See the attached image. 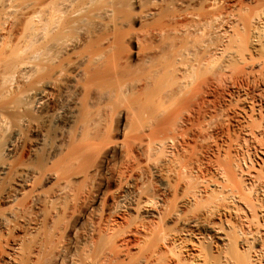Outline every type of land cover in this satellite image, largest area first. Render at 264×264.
<instances>
[{
	"label": "bare ground",
	"instance_id": "6f19581e",
	"mask_svg": "<svg viewBox=\"0 0 264 264\" xmlns=\"http://www.w3.org/2000/svg\"><path fill=\"white\" fill-rule=\"evenodd\" d=\"M257 1L256 11L254 9L250 15L246 12V15L242 8L224 6V0H0V256L6 258L7 264H16L20 256L39 260V256L43 253L44 256L48 255L49 252L50 255H46L48 258L55 257L57 252L60 257L59 251L62 249L57 251L56 247L62 246L61 243L57 244L60 242L59 231L64 225L62 221L66 222L64 218L74 212L78 204L80 188L76 186V178L94 177V172L99 171L97 167L101 165L100 160L108 157L107 151L111 148L113 153L120 155V160L117 159L119 163H114L115 169L111 172L123 181L121 184L118 181L120 186L113 201L114 211L125 200L134 204H131V208L137 218L153 217L159 219L161 224L168 213L171 215L168 217L175 221L173 228L166 226L163 229L161 224L159 230L157 222L158 228L155 222L150 226L145 222L139 224L144 231L147 230L141 233L145 234L144 246L141 245L145 250L135 254L140 255L136 260L132 258L134 254L130 253L133 264H162V260L164 264H264V229H261L263 226L259 228L258 224L259 216H264V209L259 211V204L255 203L257 194L264 192L258 187L264 181V159L257 158L254 162L255 158L248 157L250 161L246 164L245 158L244 167L237 164L239 168L234 162L228 161V157L223 161L217 159V163L214 162L218 165L216 171L220 181L215 182L213 179L216 184L214 186L211 183L212 189L208 186L209 182H204V185L199 183L198 177L197 180L194 176L187 177L192 162L188 161L189 157L188 160L184 159L189 153L187 146L192 147L196 143L187 145L193 140L186 143L184 139L192 129L198 128L196 122L202 121V115L208 114L207 110L211 112L210 108L206 109L213 101L207 98L208 93L223 84L228 72L237 78V82L238 79L242 80L241 77L251 80L261 76V69L256 72L254 65L249 66L248 62H252L255 57H262L264 53V27L258 25L264 21V0ZM176 3L179 8L173 6L174 10L172 5ZM182 19L184 22H180ZM137 23L140 29L136 28ZM224 27L228 33L227 41L224 40L226 44L221 43L218 35ZM165 37H174L178 42H167ZM206 37L210 38L208 42ZM154 39H164L166 47L170 48L165 54H160L162 58L157 53L155 43V47L151 44ZM133 44L136 45L134 52L130 49ZM200 68L208 69L209 75L199 78ZM195 73L198 77H195ZM166 77L174 78L175 82L172 80V84L167 79L165 82ZM163 83L171 88L165 87ZM261 108L263 113L257 110L259 122L250 117L251 124L247 123L248 127L241 125L248 137L246 140L242 136L246 141L243 139L244 143L240 142L243 147L250 142L258 144L264 136V106ZM204 120L206 123V118ZM237 142L235 144L239 145ZM260 148L262 151H258L264 156V149ZM181 153L185 155L184 158ZM226 155L229 156L228 153ZM255 165L259 168L255 169ZM235 166L239 170H235ZM165 169L170 173L166 180L163 176L168 187L171 186L169 182L172 176L179 181L175 183L176 190L183 186V205L190 204L191 208L192 205L195 208L207 199L209 206L207 196L211 201L214 200L213 204L210 202L212 205L206 207L204 201L205 208L199 206L200 209H195V212L191 209L193 213L189 212L190 215L186 216L177 206L174 208L176 200L175 203L171 201L173 205L170 207L173 206V209L169 207V212L164 207L166 200L159 203L147 195L144 197L141 189L137 188L139 173L141 178L142 173L146 177L151 174L160 176L165 173ZM189 178L190 182L192 178L195 181L188 183ZM47 185L52 186L48 188ZM210 193H214L215 198L212 199ZM231 202L239 212L247 213V220L248 214L251 216L250 221L257 218V226L254 221L248 223L256 228L253 226L245 230L243 226L247 224H234L235 227L231 224L235 233L232 236V229H224L220 217L222 226H216L218 223L213 225L216 221L212 224L205 220L206 216L215 212L232 210ZM105 217L110 222V217ZM236 221L234 223L238 224ZM113 222L111 227L109 223L103 225L101 221L104 231L99 230L101 225L98 223L99 237L102 231L106 235L110 234L106 239L120 241L121 234L116 233L118 229L114 230L119 222ZM199 227L208 231L206 239L215 240L219 248L216 245L218 249L213 252L216 247L211 244L212 251L210 247L206 252L203 241H200L203 248L198 241H194L195 244L190 245L183 242L186 245H182L184 249L180 247L176 251L174 245L182 237L180 233L186 232L187 238ZM18 232L21 234L14 236ZM148 232L149 235H146ZM149 236L153 238L147 239ZM27 241L31 243L29 250L25 249ZM130 241L124 239L122 247L128 248ZM53 244H57L56 247ZM50 246L56 250L55 255L51 253L53 249L49 250ZM104 247L107 248V245ZM112 249L102 248L98 252V248V255L95 258L93 255L94 259L87 257L85 262L88 263L90 259L89 264H102L123 253L122 248L117 254L114 253L117 248L115 251ZM240 249H244L241 250L243 252ZM126 250L130 252V247ZM29 261L31 263V259Z\"/></svg>",
	"mask_w": 264,
	"mask_h": 264
},
{
	"label": "rangeland",
	"instance_id": "374dc122",
	"mask_svg": "<svg viewBox=\"0 0 264 264\" xmlns=\"http://www.w3.org/2000/svg\"><path fill=\"white\" fill-rule=\"evenodd\" d=\"M177 1V0H176ZM225 2L224 3H226V4H224V6H226V7H233V8H242L243 9V12L245 11V13L247 12L248 13V15H250V14H252L253 12H254V9H255V11H256V9H257V7H258V1L257 0H224ZM231 5V6H230ZM176 7V9H178L179 8V6L177 5V3L176 4H174V5H172V9L174 8V7ZM174 10H175V8H174ZM252 10V11H251ZM247 13H246V15H247ZM180 22H184V20L182 19V20H180ZM259 26H261L260 28H263L264 27V21H262V23L260 22L259 24H258ZM136 28L137 29H140V24H138L137 23V25H136ZM264 29V28H263ZM223 30V31H222ZM225 30H227L225 27L223 28V29H221L220 30V33L218 34L219 35V37L221 38H219V40L221 41V43L222 44H226L227 42V36L226 35H228V33H227V31H225ZM222 32V33H221ZM226 36V37H225ZM216 37V36H215ZM225 39H224V38ZM264 37V36H263ZM208 37H206V39H207ZM167 42H169L170 40H172V41H170V42H172V43H174V42H178L174 37L172 38V37H165L164 38ZM164 39H154V40H152L151 41V44L154 46V43H155V45H156V50H157V53L160 55L161 53L162 54H165V52H168L169 51V47H166V45H165V40ZM205 39V40H206ZM214 39H216V38H214ZM164 40V41H163ZM208 40H210V38H208L206 41L208 42ZM224 40H226V41H224ZM155 41V42H154ZM216 41V40H215ZM223 41V42H222ZM157 42V43H156ZM263 42H264V39H263ZM159 43V44H158ZM160 43H161V45H160ZM214 43V42H213ZM209 44H212V42L210 43L209 42ZM152 45H150V46H152ZM152 46V47H153ZM135 47H136V45H132L131 47H130V49H131V51L132 52H134V49H135ZM263 47H264V44H263ZM163 48V49H162ZM168 49V50H167ZM264 49V48H263ZM167 50V51H166ZM161 51H163V52H161ZM263 52H264V50H263ZM161 56V58L163 57L162 55H160ZM262 57H260V56H258V57H255V59L254 60H252V62L251 61H248L249 62V66H251L252 64L254 65H252L253 66V68H254V70L256 71V72H259V70L261 69V76H263L264 77V53L261 55ZM165 58V57H164ZM210 59V58H209ZM260 59V60H259ZM163 60V59H162ZM256 60V61H255ZM258 61V62H257ZM262 63V64H261ZM251 64V65H250ZM256 65V66H255ZM263 66V67H262ZM204 67V66H203ZM262 67V68H261ZM257 68H259V69H257ZM204 69H206V68H204ZM204 69H202V68H200V72L198 73L199 74V78L201 77L202 78V76L203 77H206V76H208L209 75V70L208 69H206V70H204ZM263 69V70H262ZM199 70V69H198ZM198 70H196V72H198ZM202 70V71H201ZM206 72V73H205ZM196 74V73H195ZM198 74H196V76L195 77H198L197 75ZM228 75L226 76V78L227 77H229V76H232V75H230L231 73H227ZM201 75V76H200ZM260 76V78H259V76L257 77V78H252L251 80L248 78L247 79V77H241L242 78V80L241 79H238V82H237V80H235V79H237V78H233V76L232 77H230V78H225V80H224V82H222L223 84H221L220 86H219V88L217 89V90H212V92L210 91L209 93H208V95H207V98L211 101V100H213V101H211V104L209 105V107H207L206 109H208V108H210L211 109V112H209L208 110H207V113L208 114H206L205 115V113L202 115L203 117L201 118V122H203V125L201 126V122L199 121V122H196V123H198L197 124V126H198V128L196 129H192V131H190V133H188L189 135H187L186 136V138L184 139L185 141H186V143L187 142H190L191 141V139L193 140V142L191 141L190 143H187V145H191L192 143H194V142H196V143H194V144H192L195 148H193V146L191 147V146H187L186 145V143H185V145L188 147V150H187V152H189V153H191V154H189V153H185L186 151H184V153L186 154V156L183 154V153H181V155L183 154V158H184V156H185V160H188L189 162H192V163H190L191 165H190V167L189 168H191V169H189L190 170V172H188L187 173V177H193V178H196V180H197V177H198V179L200 180L199 181V183L201 184V183H203L204 185L207 183L208 184V182H209V184H208V186L209 187H211V189L213 188V186L211 185V183L215 186V182H218V181H220V178H219V176H218V174H217V171H216V168H217V166L218 165H216V161H217V159H220L221 161H223V159H225L226 157H228V161L230 160L231 161V163L233 164V162H234V164L237 166V164H242V165H240V166H242V167H244V165H245V163L246 164H248L249 163V161H250V159L253 157V158H255V160H254V162L257 160V158H260V159H264V156L263 155H261L262 153H260L259 151L261 150V148L260 147H262L263 149H264V147L262 146V145H264L263 143H261L262 141L261 140H263L264 141V136H262L263 138H261V140H259L260 141V143H259V141H258V144L256 143V142H254L255 144H253L252 142H250V143H248V145L245 147H243L242 145L243 144H240V142L242 143L243 142V139H244V142H246L245 141V138H246V140H248V137H246V134H245V132H244V128L242 127V126H245V125H247V123H248V125H250L251 123H249L250 121H249V119L248 118H253V119H258L259 117V111H260V113H263L262 112V109L263 108H261V106L263 107L264 106V78L263 77H261ZM168 77V76H167ZM165 78V80L167 79V80H169V81H171V83H172V80H174V78ZM230 79H232V80H230ZM248 81H247V80ZM254 79H257L256 81L254 80ZM167 80L165 81V82H167ZM168 81V84L170 83ZM241 81V82H240ZM164 82V83H165ZM173 82H175V80L173 81ZM163 83V84H164ZM167 83H166V85L167 86H172V84H169L168 85ZM166 85L164 84V86L166 87ZM161 86H163V85H161ZM163 86V87H164ZM169 86V87H170ZM174 86H172V88H173ZM168 88V87H167ZM171 88V87H170ZM216 91V92H215ZM216 93V94H215ZM263 93V94H262ZM261 94V95H260ZM262 97V98H261ZM216 98V99H215ZM255 100H253V99ZM256 98V99H255ZM259 98H261V99H259ZM261 100V102L259 101V100ZM215 101V103H212V102H214ZM252 101H254V102H252ZM251 103H253V104H251ZM255 103H258V104H255ZM259 103H261V105L259 104ZM216 104V105H215ZM214 105V106H213ZM252 105V106H251ZM256 105V106H255ZM258 105H260V106H258ZM249 106H251V107H249ZM253 106H255V108H253ZM213 108H214V110H213ZM250 108H251V110H250ZM254 109H256L255 111H254ZM261 109V110H260ZM213 110V111H212ZM257 110H258V112H257ZM206 111V110H205ZM254 113V115H248V114H251V113ZM255 112H257L258 113V115L255 113ZM213 113V114H212ZM215 114H217V115H215ZM247 115V116H246ZM210 116H212V117H210ZM215 117V118H214ZM258 117V118H257ZM206 118V123H205V119ZM213 120H212V119ZM246 118V119H245ZM250 118V119H251ZM207 119H210V120H207ZM215 119V120H214ZM246 121H245V120ZM242 120V121H241ZM213 122V123H210L209 124V122ZM248 121V122H247ZM252 121V120H251ZM257 122H259V119L258 120H256ZM201 123V124H200ZM242 123H244V124H242ZM206 125V126H205ZM242 125V126H241ZM248 125H247V127H248ZM205 126V127H204ZM199 127H200V129H202V130H200L199 129ZM246 127V128H247ZM243 129V130H242ZM195 130V131H194ZM198 130H200V132L198 131ZM204 132V133H203ZM194 133V134H193ZM200 135H199V134ZM208 134V135H207ZM196 135V136H195ZM198 135V136H197ZM205 135V136H204ZM245 135V136H244ZM190 138H189V137ZM195 136V137H194ZM237 136H238V139H237ZM245 137V138H243V137ZM200 137V138H199ZM259 138H260V136H259ZM188 140V141H187ZM195 140H198V141H195ZM199 140H200V142H199ZM239 143H238V142ZM197 142H198V145H197ZM202 142V143H201ZM229 142V143H228ZM238 143L239 145H237V144H235V143ZM243 142V143H244ZM233 143V144H232ZM252 143V144H251ZM230 146V144H231V146L233 145L234 146V148L236 149H233V146L231 147H229L228 145ZM260 144H262V145H260ZM219 145V146H218ZM246 145V144H245ZM250 145H251V147H250ZM241 146V147H240ZM256 147V149H255V147ZM257 146H260V147H257ZM222 147V148H221ZM228 147V148H227ZM250 147V151L248 150V148ZM253 147V148H252ZM185 148V147H184ZM197 148V149H196ZM217 148L219 149V150H217ZM226 149V151H225V149ZM229 148H231V149H229ZM242 148V149H241ZM112 150H110L109 149V151H107V152H109L108 154H107V158H103V161H101L100 160V162L101 163H99V164H101V165H97L98 167H97V169L99 168V171H95L94 172V177H88V178H85V179H83V177H77L76 178V186L78 187V189H79V192H78V195L80 196L82 193V196H81V200L79 199V196H78V204H77V202H76V206H75V208H74V212L72 213V212H70V213H68L67 215H66V217L67 218H64L65 220H66V222L63 220L62 222L64 223V225L61 227L62 229H60V231H59V233H61L60 234V236L58 235V237L60 238V242L58 243L57 241V244H60V245H62L60 248H58V245L57 244H53V245H55V247H56V245H57V249L54 247V246H52L53 248H55L57 251H58V249L59 250H61V251H59V256L60 257H58L57 256V253H56V250H54L51 246V249L49 248V250L51 251L52 249L54 250H52L51 251V253L52 254H54V252L56 253V255H55V257L57 256L58 257V259H57V257L55 258L54 256H50L49 258L47 257L48 255H50V252L48 253V255L45 257L44 256V254L45 253H43L42 254V258L39 256V260H38V258L36 259V258H33V257H31L30 259H31V263H30V259H26L25 258V256H24V258H21V257H23V256H20V259H18L17 261H19V262H16V264L18 263V264H84V263H87V262H85V259L87 258V257H90V258H95V256H97L98 255V253H97V251L98 250H96V249H98L99 248V251L98 252H100V249L102 250V248H104V249H112V251H115V249H116V251L114 252V253H116L117 254V252L119 251V250H121V248L123 249V253H120V254H118L119 256H116L117 258H115V257H111L112 259H109V260H106V261H104L105 263H103V262H101L102 264H133L134 263V261H133V259L134 260H136L137 258H139L140 257V255H135V254H137L138 252L140 253V251H144L145 249H143V247L142 246H144V236L143 235H145V234H141L143 231H144V229H142L140 226H139V224L141 223V222H145V224L148 226H150V225H153L154 224V222H155V225L157 224V223H159L158 224V226L160 225L161 226V224L163 225L162 227H163V229L167 226V228H173L174 227V225H175V221L173 222V220H172V218H169L168 216H170L171 217V215H168V213H166L165 212V210H164V212L166 213V215H165V217L167 218H165V217H163V223L161 222V224H160V222H159V219H156V218H153V217H148V218H146V217H144V218H142V219H140V218H137L138 216L135 214V212L132 210V208L131 207H133V203L130 201V203L128 202V201H125L124 200V202H120L118 205V208H117V210L116 211H114V209L112 208L113 207V201H114V199H115V193H116V190L118 189V187L120 186L119 185V183L121 184L122 182H121V180L120 179H118L116 176H115V174L113 173L114 172V169H115V167L113 166L114 165V163H119V161L118 160H120V155L118 154V153H113L112 151H114L113 150V148H111ZM197 150L198 152H196V150L195 151H193V150ZM222 149V150H221ZM241 149V150H240ZM252 149H254V150H252ZM192 150V151H191ZM204 150V151H203ZM229 150H231V152L229 151ZM233 150V151H232ZM259 150V151H258ZM218 151H220V152H218ZM225 151V152H224ZM229 151V152H228ZM239 151V152H238ZM253 151H257V152H253ZM262 151V150H261ZM192 152H193V154H192ZM199 152H201V153H199ZM217 152V153H216ZM247 152V153H246ZM250 152H253V153H250ZM196 153H198V154H196ZM221 154V157L219 156L220 154ZM228 153V155L229 156H227L226 154ZM230 153H232V154H230ZM114 154L116 155L115 156V158H114ZM191 155V156H189V155ZM258 156H256V155ZM196 157H195V156ZM225 155V156H224ZM249 155V156H248ZM252 155V156H251ZM253 155H255V156H253ZM160 156V155H159ZM194 156V157H193ZM205 156V157H204ZM214 156H216V157H214ZM260 156V157H259ZM112 157V158H111ZM179 157H180V155H179ZM189 157V158H188ZM198 157V158H197ZM224 157V158H223ZM230 157H231V159H230ZM250 159H249V158ZM180 158H182V157H180ZM183 158H182V160H183ZM188 158V159H187ZM196 158V159H195ZM213 160H212V159ZM234 158V159H233ZM245 158H246V161H245ZM248 158V159H247ZM118 159V160H117ZM193 159V160H192ZM205 159H206V161H205ZM207 159H209V160H207ZM210 159L212 160V162L210 161ZM227 159V158H226ZM192 160V161H191ZM201 160V162L200 163H202V164H200V163H198L197 164V162H199ZM202 160H204L203 162H202ZM238 160H240V162L238 161ZM249 160V161H248ZM252 160V161H253ZM116 161V162H115ZM194 161V162H193ZM211 162V163H209V162ZM216 163H215V162ZM244 161H245V163H244ZM141 162H143L142 164H144V161H141ZM214 162V163H213ZM219 162V161H218ZM238 162V163H237ZM175 164L177 163V162H174ZM182 163H184V160L182 161ZM244 163V164H243ZM115 164V165H116ZM178 164V163H177ZM194 164V165H193ZM215 164V165H214ZM103 165V166H102ZM202 165V166H201ZM210 165V166H209ZM142 166H145V165H142ZM198 166V167H197ZM233 167V168H235V170L237 169V167L239 166H237V167ZM176 167V166H175ZM114 168V169H113ZM171 168V167H170ZM195 168V169H194ZM202 168V169H201ZM207 168V169H206ZM214 168V169H213ZM239 168V167H238ZM256 168H259V166H256L255 165V169ZM113 169V170H112ZM110 170V171H109ZM167 170V171H166ZM188 170V171H189ZM193 170V171H192ZM237 170H239V169H237ZM111 171H113V172H111ZM169 170L168 169H165V171L163 170V173L164 174H160V176H157V175H155V176H153L152 174L151 175H149L148 177H146L147 175H143V173H142V178H141V173H139V178H140V180L138 181V183H137V188L140 190L141 189V194H142V192H143V196L144 197H146V195H147V197L148 198H150V199H155V201H159V203L161 202V203H163L165 200V203H166V205L164 206V207H166L167 209L170 207V205H173V202L175 201V202H177L176 204H174L173 206H174V208L176 207V208H179V209H181L180 211L181 212H183L186 216H187V214L190 212V214H192L193 212H195L194 210L195 209H200V207L202 208L203 206H204V208H205V204L203 203L204 201H206V207H209V206H211L212 204H213V202H214V200L213 201H211V199H209L210 197H206V198H208V203H209V206H208V204H207V199L206 200H203V202L201 201V203H199V204H197L198 205V207H195L194 208V206L192 205V208H191V205L190 204H188V205H183V200H184V196L182 197V194L184 193L183 192V186H182V188L181 189H179V190H176L175 189V187H176V185L178 184L177 183V181H178V179L176 178V180L174 179L175 177H171V178H173V180H175V181H173L171 178H170V182L169 183H171V186H169L168 187V185L169 184H166L164 181H163V176H164V180H166V178H167V174L169 175L170 173L168 172ZM212 171V172H211ZM262 171L264 172V165L262 166ZM99 174H98V173ZM111 172V173H110ZM167 172V173H166ZM171 172V171H170ZM212 173V174H211ZM215 175H214V174ZM192 176H191V175ZM92 175V176H93ZM100 175V176H99ZM190 175V176H189ZM185 176V177H186ZM263 177H264V174L262 175ZM112 177H113V179H112ZM145 177V178H144ZM156 177V178H155ZM162 177V178H161ZM186 177V178H187ZM96 178V179H95ZM106 178V179H105ZM117 178V179H116ZM192 178V182H190V179L191 178H189V180H188V183L190 182V183H193V181H195V179H193ZM212 178V179H211ZM215 178H218L217 180L215 179ZM239 178V177H238ZM116 179V180H115ZM150 179V180H149ZM162 179V180H161ZM209 179V180H208ZM213 179L215 180V182H213ZM103 180V181H102ZM120 180V181H119ZM186 180V179H185ZM207 180V181H206ZM212 180V182H210ZM108 181V182H107ZM117 181V182H116ZM118 181H119V183H118ZM173 181V182H172ZM181 181H182V179H181ZM201 181H203V182H201ZM151 182V183H150ZM179 182V181H178ZM204 182H206V183H204ZM264 181H262V183H261V186L259 185L258 187H261L263 190H264V187L262 186V185H264V183H263ZM116 183V184H115ZM118 183V184H117ZM142 183V184H141ZM173 183V184H172ZM175 183H177L176 185H175ZM101 184V185H100ZM139 185V186H138ZM142 185V186H141ZM190 185H192V184H190ZM211 185V186H210ZM48 186V188H51V186L52 185H47ZM76 186H75V188H76ZM146 187V188H145ZM171 187V188H170ZM215 188V187H214ZM78 189L76 188V192L78 191ZM172 189H173V191H172ZM172 192H171V191ZM81 191V192H80ZM178 194H176V193ZM181 192V193H180ZM183 192V193H182ZM144 193H145V195H144ZM175 193V194H174ZM262 193V192H261ZM261 193H258L257 194V196H256V198H255V203H257V204H259L258 205V209H260L259 211H263V209H264V204H262V203H264V196H262V195H264V192L261 194ZM185 194V193H184ZM183 194V195H184ZM211 194L212 193H210L209 195L211 196ZM85 195V196H84ZM178 198H175V196ZM214 193L212 194V199H213V197H214ZM260 195V196H259ZM114 196V197H113ZM173 196V197H172ZM260 198H259V197ZM179 197H182V198H179ZM215 198V197H214ZM259 200H258V199ZM262 198V199H261ZM85 201H84V200ZM161 199V200H160ZM79 200L81 201V202H79ZM182 200V201H181ZM260 201V203L258 202V201ZM263 200V201H262ZM154 201V202H155ZM157 201V202H158ZM171 201H173V202H171ZM180 201V202H179ZM174 202V203H175ZM210 202H212V204H210ZM262 202V203H261ZM128 203L130 204V205H128ZM172 203V204H171ZM232 203V202H231ZM231 203H229V204H231ZM131 204H133V205H131ZM204 204V205H203ZM263 205L262 206V208L260 207V205ZM79 205V206H78ZM80 205H81V207H80ZM167 205H169V206H167ZM182 207H180V206ZM196 205V206H197ZM202 205V206H201ZM233 205V206H232ZM173 206H171L170 207V209L172 210L173 208ZM200 206V207H199ZM236 205H234V203H232L231 204V209L232 210H229V212H225V213H222V212H215L214 214H212V215H209V216H206V218H205V220H207V222L209 221L210 223L212 222V224L213 225H215L216 223H218V224H216V226H222V224H220L219 223V220H220V218H221V221H223V228L224 229H226V230H228V231H230L229 230V227L231 226V224H233V227H235L234 226V224L235 225H240V224H247V226H243L244 228H245V230H247V228L248 229H251V227L253 228V226L255 227V225L257 226L258 224L260 225L259 226V228H261L262 226V230L264 229V219H262V217L264 218V216H259L260 218H259V221H258V224H256L257 222H255L256 220H257V218H255L254 220H252V221H254V224L255 225H248V223L249 222H252V221H250L249 219H251V216H249L250 214H248V220L246 219V217H245V215L247 214V213H245V212H243V211H240L239 212V210L238 209H235V208H237V207H235ZM76 207H77V209H76ZM163 207V209H165ZM229 207H230V205H229ZM94 208V209H93ZM131 208V209H130ZM186 208V209H185ZM110 209H113V210H110ZM152 209V208H151ZM167 209H166V211H167ZM184 209V210H183ZM189 209V210H188ZM191 209H193V212H192V210ZM233 209H234V211L235 212H233ZM262 209V210H261ZM94 210V211H93ZM169 210V209H168ZM185 210L186 211H188V212H186L185 213ZM238 210V211H237ZM110 211V212H109ZM111 211H112V213H111ZM77 212V213H76ZM93 212V213H92ZM114 212H116V213H114ZM121 212V213H120ZM169 212H170V210H169ZM231 212H232V214H231ZM236 212H239L240 213V215H242V216H240L239 215V213L236 215V214H234L233 215V213H236ZM241 212H242V214H241ZM107 213V214H106ZM110 213V214H109ZM220 213H222V215L220 216ZM227 213V214H226ZM243 213H244V215H243ZM259 213V212H258ZM190 214H188V215H190ZM225 214V215H224ZM231 214V215H230ZM103 215V216H102ZM214 215V216H213ZM239 215V216H238ZM105 216H107V217H110V222L108 221H106V217ZM239 217V218H237V217ZM101 217H104L103 218V220L102 219H99V218H101ZM161 217V218H162ZM220 217V218H219ZM232 217V218H231ZM236 217V218H235ZM240 217H242L241 219L243 220V223H242V221H241V219H240ZM165 218V219H164ZM208 218V219H207ZM216 218V219H215ZM227 218V221L225 220V219ZM245 218V219H244ZM113 219V220H112ZM126 219V220H125ZM154 219H156V221H154ZM228 219H230L229 221L231 222H229L228 221ZM233 219V220H232ZM99 220H101L102 221V223H103V225L106 223V224H108V225H110V224H112V225H114V222L113 221H116V222H119L118 223V227L117 226H115L114 227V230L116 231V229H118L117 231H116V233L118 234H121V237H120V241H118L117 239H115V238H112V239H106V238H108L109 236H110V234H108V232H107V234L108 235H106L105 234V232H102V231H104V228L102 227L103 225H102V223H100L101 221H99ZM139 220V221H138ZM147 222H146V221ZM152 220V221H151ZM169 220V221H168ZM172 220V221H171ZM212 220V221H211ZM236 220H238V221H236L238 224H236V223H234ZM246 220V221H245ZM68 221V222H67ZM99 221V222H98ZM104 221H106V222H104ZM153 222V223H151V222ZM232 221H234V222H232ZM94 222V223H93ZM151 223V224H149V223ZM157 222V223H156ZM228 222V223H227ZM63 223H61V225L63 224ZM66 223V224H65ZM98 223H100V225H101V227H98ZM226 223H227V225H226ZM137 224H138V227H137ZM167 224V225H166ZM169 224V225H168ZM251 224V223H250ZM261 224H263V225H261ZM112 225H110L111 227H113ZM68 226V227H67ZM158 226L156 225L155 227H157L158 228ZM160 226H159V228L157 229V230H159L160 229ZM242 226V225H241ZM94 227H96V228H94ZM97 227L98 228H101V229H99V230H102V231H100V237H102V238H100L99 237V234H98V232H99V230L97 229ZM240 227V226H239ZM250 227V228H249ZM138 228V229H137ZM256 228V227H255ZM258 228V227H257ZM131 229V230H130ZM136 229V230H135ZM140 229V230H139ZM168 229V230H169ZM175 229V228H174ZM230 229H232V227H230ZM240 228H238L237 230H239ZM94 230V231H93ZM168 230H166V231H168ZM172 230V229H171ZM252 230H254V229H252ZM123 231H124V233H123ZM139 231H141L140 233H139ZM234 230L232 229V232H233ZM141 234L140 236H139V234ZM147 232V230L146 231H144L143 233H146ZM232 232H229L230 234L232 233ZM102 233L105 235V236H103L102 235ZM137 233V234H136ZM184 232H182V234L180 233V235H182V237L180 236L177 240H176V245H174V248H175V250L176 251H179V248L181 247L182 249H184V247L186 246V245H190V243H194L195 244V242L194 241H198L197 243L202 247V244H203V247H205V248H203V249H206V252H208V250H210V245L211 244H213L212 245V247H216L214 250H213V252H215V250H217L218 248H219V245L216 243V241L215 240H208V239H206L207 238V236H208V231H206V230H204L203 228H196L195 229V231L193 232L194 234L193 235H189V237H191L190 239L192 240V242L190 241V239L188 240V238L189 237H187L186 238V232L183 234ZM15 235L14 236H19L21 233H14ZM90 234V235H89ZM94 234V235H93ZM146 235H149V232H148V234H146ZM186 235V236H185ZM235 235V233L233 232V234H232V236H234ZM141 236H143V238L141 237ZM150 236H153V235H150ZM150 236L149 237H147V239H149L150 238ZM185 238H184V237ZM193 236V237H192ZM194 236H196V237H194ZM57 237V240L59 239ZM90 237V238H89ZM106 237V238H105ZM154 237V236H153ZM153 237H151L150 239H152ZM84 238V239H83ZM93 238V239H92ZM105 240H104V239ZM142 238V240H140ZM181 238H182V240L183 241H181ZM193 238V239H192ZM101 241H100V240ZM116 241H114V240ZM124 239H129V241H130V244L128 245V248H127V246L125 247V248H123L122 246V244H123V242H124ZM184 239H185V241H184ZM188 241H187V240ZM197 239V240H196ZM201 239V240H200ZM90 242H89V241ZM95 242H94V241ZM99 241V243H100V245L98 244L97 245V243H98V241ZM109 240V241H108ZM111 240H113L114 242V244L112 243V241ZM179 240V241H178ZM206 240V241H205ZM105 242V244H104V242ZM108 241V242H107ZM111 241V242H110ZM133 241V242H132ZM140 243H139V242ZM190 241V242H189ZM202 242V244H201V242ZM211 241V242H210ZM55 242V243H56ZM183 242H185V244L182 243ZM186 242H189V243H186ZM27 243V244H26ZM29 242L27 241V242H25V249L26 250H29V249H31V248H29V247H31V243H29ZM93 244V246H92V244ZM95 243V244H94ZM107 243V244H106ZM113 245H112V244ZM122 243V244H121ZM142 243V244H141ZM181 244V245H179V244ZM91 244V245H90ZM108 244L111 246H109L108 247ZM133 244V245H132ZM137 244V245H136ZM138 244H139V246H141V249L140 250H138L139 249V246H138ZM30 245V246H29ZM59 245V246H60ZM104 245L106 246L107 245V248L106 247H104ZM119 245V246H118ZM131 245V246H130ZM179 245V246H178ZM182 245L184 246V247H182ZM199 245H197L198 247H200ZM205 245V246H204ZM215 245V246H214ZM216 245H218V248H217V246ZM96 246H98L96 249L94 248V247H96ZM103 246V247H102ZM113 246V247H112ZM135 246V247H134ZM102 247V248H101ZM116 247V248H115ZM119 247V248H118ZM121 247V248H120ZM129 247H130V252H128V250H126V249H129ZM178 247V248H177ZM211 247V250H210V252L212 251V248ZM68 248V249H67ZM145 248V247H144ZM180 248V249H181ZM124 249L127 251H124ZM137 249V250H136ZM241 250H244V249H240V252H243V251H241ZM85 251V252H84ZM91 251V252H90ZM205 251V250H204ZM30 253H31V251H29ZM48 252V251H47ZM46 252V253H47ZM132 252V253H131ZM126 255H125V254ZM133 255L134 254V256L131 258H129V256L131 255V254ZM51 254V255H52ZM62 254V255H61ZM90 254H92V255H90ZM115 254V255H116ZM214 254H216V253H214ZM246 254V253H245ZM64 255V256H63ZM85 255V256H84ZM94 255V256H93ZM131 255V256H132ZM44 256V257H43ZM93 256V257H92ZM135 256H136V258H135ZM139 256V257H138ZM54 257V258H53ZM64 257V258H63ZM67 257V258H66ZM119 257V258H118ZM128 257V258H127ZM51 258H53V259H51ZM93 258V259H94ZM115 258V259H114ZM55 259V260H54ZM72 259V260H71ZM82 259V260H81ZM89 259V258H88ZM87 259V260H88ZM92 259V260H93ZM114 259V260H113ZM131 259V260H130ZM26 260V261H25ZM48 260H50V261H48ZM113 260V261H112ZM125 260V261H124ZM6 261V258L5 257H3V256H0V264H7V262H5ZM22 261V262H21ZM56 261V262H55ZM66 261V262H65ZM90 259L88 260V263L87 264H89L90 263ZM132 261H133V263H132ZM53 262V263H52ZM81 262V263H80ZM130 262V263H129ZM162 262V264H164L163 262H165L164 260H162L161 261ZM13 264H15V263H13ZM156 264H158V263H156Z\"/></svg>",
	"mask_w": 264,
	"mask_h": 264
}]
</instances>
